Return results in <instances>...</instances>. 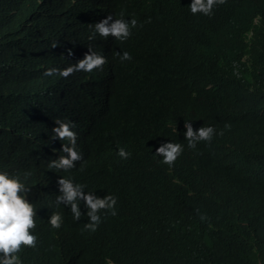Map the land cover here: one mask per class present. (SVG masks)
Wrapping results in <instances>:
<instances>
[{"label": "clouds", "instance_id": "9594fccd", "mask_svg": "<svg viewBox=\"0 0 264 264\" xmlns=\"http://www.w3.org/2000/svg\"><path fill=\"white\" fill-rule=\"evenodd\" d=\"M0 264H264V0H0Z\"/></svg>", "mask_w": 264, "mask_h": 264}, {"label": "trees", "instance_id": "16d2710c", "mask_svg": "<svg viewBox=\"0 0 264 264\" xmlns=\"http://www.w3.org/2000/svg\"><path fill=\"white\" fill-rule=\"evenodd\" d=\"M16 129H17L22 135H24V137L26 138V136H25L26 131H25L24 127H22V126H17ZM23 154H24V156L27 157V156H29L30 152H29L28 150H24V151H23Z\"/></svg>", "mask_w": 264, "mask_h": 264}]
</instances>
